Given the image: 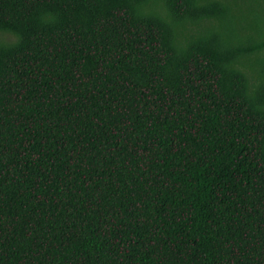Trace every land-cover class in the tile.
<instances>
[{"label": "trees", "instance_id": "1", "mask_svg": "<svg viewBox=\"0 0 264 264\" xmlns=\"http://www.w3.org/2000/svg\"><path fill=\"white\" fill-rule=\"evenodd\" d=\"M0 264H264V0H0Z\"/></svg>", "mask_w": 264, "mask_h": 264}]
</instances>
